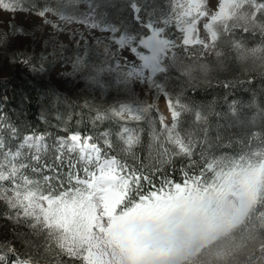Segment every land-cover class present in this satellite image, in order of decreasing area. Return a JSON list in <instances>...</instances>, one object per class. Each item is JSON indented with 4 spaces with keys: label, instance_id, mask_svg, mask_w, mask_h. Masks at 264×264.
Here are the masks:
<instances>
[{
    "label": "trees",
    "instance_id": "trees-1",
    "mask_svg": "<svg viewBox=\"0 0 264 264\" xmlns=\"http://www.w3.org/2000/svg\"><path fill=\"white\" fill-rule=\"evenodd\" d=\"M22 1L37 6L41 0ZM92 1L100 22H106L114 30L118 28L119 34L131 35L137 44L141 36L156 31L157 24L152 20L161 19L169 3V0ZM256 1L264 4V0ZM134 13L141 23L133 18ZM179 32L176 27H170L161 29L159 36L164 42V51L175 48L185 57H193L187 63L190 72L172 68L166 74H158V79L165 83L167 94H172L171 106L176 112L174 130L182 146L165 138L161 114L151 107L154 104L145 106L139 112V119L123 120L112 112L111 105L88 102L87 108L83 106L86 100L78 94L58 89L60 99H56L50 89L53 84L45 77L15 71L0 77V115H6L16 124L21 136L43 134L49 144L57 137L79 131L97 137L103 146L100 134L109 131L113 147L108 154L116 155L120 169L119 161H127L130 166L134 161L140 174L148 177L131 182L130 177L124 179V192L115 208L118 215L135 211L142 214L143 210L146 215L152 204L167 205V200L180 202L179 195L204 204L226 175L264 164V65L242 64L232 48L225 47L222 56L210 60L208 68L201 71L192 66L193 59L197 58L195 47L186 44ZM232 34L250 47H264V37L242 31ZM95 109L107 113L103 123L93 124ZM124 128L133 134L131 145L121 134ZM0 136L5 138L6 146L15 149L18 141L9 140L6 130L0 131ZM53 155L50 151L47 158L51 160ZM24 159L27 158L20 160ZM122 174L126 175L123 171ZM21 175L19 172L17 183ZM80 191L85 192L83 185ZM92 193L93 188L89 186L82 197L84 212L96 210L90 200ZM245 206L241 220L204 244L190 259V264H264V177L254 199ZM8 212L10 209L0 201V218L9 216ZM8 222L13 239H9V234H2L0 245L9 243L20 254H34L36 264H58L62 256L59 243L51 237L52 247L44 248L43 221H39L38 234L23 223ZM223 246L226 254L219 256ZM65 264L74 262L65 261Z\"/></svg>",
    "mask_w": 264,
    "mask_h": 264
},
{
    "label": "rangeland",
    "instance_id": "rangeland-1",
    "mask_svg": "<svg viewBox=\"0 0 264 264\" xmlns=\"http://www.w3.org/2000/svg\"><path fill=\"white\" fill-rule=\"evenodd\" d=\"M168 2L162 18L152 20L157 24L155 32L141 36L138 44H134L130 35L116 33L118 37H123L124 46L120 51H115L109 33L100 30L111 28V25L100 22L92 0H41L37 6L26 5L22 0H0V77L8 76L13 71L21 75L45 77L58 90L76 93L89 103L111 105L112 112L123 120L136 119L145 106L154 104L161 114L163 125H167L163 126L165 138L182 146L174 130L176 112L171 104L166 105L165 98L157 100L148 85L131 77L128 84L115 86V75L107 74L104 79L110 89L102 93L94 85L78 79L72 69L77 56H83L86 48L91 63H102L105 60V46L112 49L122 64L125 57L128 62L137 63L138 57L148 54L147 49L140 50L143 42L152 43L159 50V59L168 70L175 68L190 72L187 63L192 56L187 58L175 48L163 50L164 42L159 31L170 27H176L181 39L195 47L197 58L193 59L192 66L201 71L208 68L210 60L220 58L225 47L232 48L242 64L264 65V47H250L232 34L242 31L264 37L263 3L256 0ZM41 13H44L43 19ZM9 22L22 26L30 35L14 34L9 28ZM72 36L76 38L71 39ZM145 37L148 39L145 40ZM97 39L101 44L96 43ZM129 48H135V54ZM20 54L29 56L36 67L44 63L46 70L43 73L33 71L22 63L23 57ZM13 56H17L21 62L10 63ZM165 96L168 94L165 93ZM121 104H130L132 107L121 108ZM122 130L127 143L129 136L134 138L129 130ZM22 161H14L9 154L3 161L9 167L2 171H17L18 177ZM104 163L103 173L95 177L94 183L90 185L93 188L91 201L96 210L86 213V236L92 264H190V259L199 248L217 235L221 228L241 219L246 209L244 201L254 197L259 181L264 177V165L258 164L244 173L227 175L206 207L184 197L181 205L168 200L165 206L152 204L146 210V215L138 213L120 216L116 215L114 208L124 192L123 175L118 162L115 167ZM37 215L39 221H43L42 214ZM9 220L7 215L0 218V235L9 234V239H13L10 236L12 226L8 224ZM91 223H95L96 227L91 228ZM52 232V238L58 243L65 240L57 228L53 227ZM27 254L37 257L29 252ZM218 254L225 255L226 248L223 246Z\"/></svg>",
    "mask_w": 264,
    "mask_h": 264
},
{
    "label": "snow or ice",
    "instance_id": "snow-or-ice-1",
    "mask_svg": "<svg viewBox=\"0 0 264 264\" xmlns=\"http://www.w3.org/2000/svg\"><path fill=\"white\" fill-rule=\"evenodd\" d=\"M217 2L219 3V0ZM43 16L44 13H41L42 19ZM133 18L137 20V23H141L135 13ZM143 26L148 27L147 24ZM9 28L16 35H30L22 26L11 22H9ZM100 30L109 33L115 51H120L124 46V39L116 35L119 29L113 30L105 27ZM70 38L75 39L76 37ZM144 39L146 40L148 37ZM96 43L99 45L101 41L97 39ZM77 46L79 47V42ZM143 49H147L148 54L138 57L137 63H130L125 57L122 64L112 49L105 46V60L100 64H93L90 62L89 50L86 48L83 56L78 55L72 64L73 73L78 79H83L100 89L102 93L110 89V85L104 79L107 74L115 75L113 81L115 86L126 85L129 83V78L136 77L140 82L148 85L157 100L165 98L166 105H169L172 103V94L169 93L168 96H165L166 85L162 79H158V74H166L168 68L159 59V50L152 43L142 42L140 50ZM129 51L135 54L136 49L129 48ZM19 56L23 57L22 63L32 68L33 71L43 73L46 70L44 63L36 67L29 56L23 54ZM17 62H21L17 56L10 59V63ZM50 89L53 97L60 99L56 86L52 85ZM83 106L89 108L88 101H84ZM120 107L131 109L132 105L121 104ZM151 107L158 111L155 105ZM0 112H2V107H0ZM106 118V112L95 109L92 122L94 125L97 122L103 123ZM162 126L166 127L167 125ZM4 130L8 132L9 140L18 141L13 149L6 146L5 138L0 136V200H3L6 207L11 210L8 218L17 224H25L33 229L34 234H38L40 217L37 213L42 214L44 221L42 231L46 237L45 250L52 247L49 238L53 236V227L57 228L65 237V240L58 245L62 253L58 264H65V261H72L74 264H91L89 240L86 236L88 220L87 214L83 211L82 197L88 187L94 183V178L103 173L104 162L113 167L117 165L116 155L108 154L113 147L109 131L100 134L99 139L103 140V146L97 142V137L90 134L83 135L79 131L57 137L53 144H49L43 134L33 133L21 136L18 126L13 124L6 115H0V131ZM123 131H127V128H124ZM133 142V138L129 136V145ZM50 151L54 154L51 160L47 158ZM9 154L14 161L22 157L27 158L22 161L18 169L22 173L19 177L20 183H17V171L11 173L2 171L9 167L3 163ZM119 163L122 165L123 173L126 174L123 179L129 180L130 177L129 182L148 179L147 176L140 174L139 169L134 166V161L132 166L127 161H119ZM11 167L15 168V165ZM25 170L30 171L33 175L29 176ZM81 185L84 186L85 192L80 191ZM74 193L76 195H73ZM70 197L71 199H69ZM90 227L95 228L96 224L91 223ZM78 237L84 238L78 239ZM53 259H57V257H53ZM0 264H36V258L27 253L20 254L15 250L14 245L6 243L0 245Z\"/></svg>",
    "mask_w": 264,
    "mask_h": 264
},
{
    "label": "bare ground",
    "instance_id": "bare-ground-1",
    "mask_svg": "<svg viewBox=\"0 0 264 264\" xmlns=\"http://www.w3.org/2000/svg\"><path fill=\"white\" fill-rule=\"evenodd\" d=\"M205 2H206V0H205ZM245 171V170H244Z\"/></svg>",
    "mask_w": 264,
    "mask_h": 264
}]
</instances>
